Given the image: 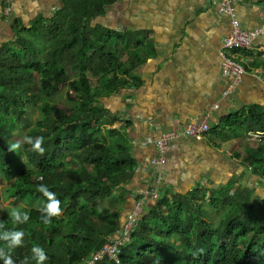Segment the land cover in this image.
I'll list each match as a JSON object with an SVG mask.
<instances>
[{
  "label": "trees",
  "instance_id": "1",
  "mask_svg": "<svg viewBox=\"0 0 264 264\" xmlns=\"http://www.w3.org/2000/svg\"><path fill=\"white\" fill-rule=\"evenodd\" d=\"M116 1L61 0L51 18L28 27L14 21L16 38L0 46V178L13 182L7 195L14 205L0 214V231L25 233L23 245L12 250L16 264H37L33 245L45 249L44 264H84L123 225L120 202L126 197L116 190L132 181L134 163L126 144L108 142L102 128L109 115L98 101L130 84L143 63V46L138 40L140 48L135 43L131 51L137 35L93 25ZM64 89L66 103L59 107L51 98ZM31 106L40 117L26 136L45 137L43 155L23 142L20 151L10 150L16 125L25 122ZM224 123L233 136L264 132V110L251 107ZM21 161L24 168L18 169ZM244 162L264 180V143L248 147ZM41 183L62 210L50 225L41 219L48 202L36 191ZM143 206L121 264H264V197L250 187L159 193ZM14 207L29 214L26 223H12L8 213ZM206 207L221 210L222 221L213 225Z\"/></svg>",
  "mask_w": 264,
  "mask_h": 264
},
{
  "label": "crops",
  "instance_id": "2",
  "mask_svg": "<svg viewBox=\"0 0 264 264\" xmlns=\"http://www.w3.org/2000/svg\"><path fill=\"white\" fill-rule=\"evenodd\" d=\"M213 1L117 0L93 22L137 35L131 51L140 48L138 40L143 46V63L133 71L130 84L98 101L109 115L102 128L108 142L126 144L135 168L132 181L116 190L117 196L126 197V203L120 202L122 224L135 202H155L159 193L187 196L231 184L255 190L262 180L244 162L248 147H257L246 139L249 132L233 136L224 122L251 107L264 110V0H237L242 28L263 33L252 49L230 51L247 74L229 96L223 95L220 50L231 28L230 18L219 14ZM12 5L13 19L6 20L0 0V46L16 38L14 21L17 27H28L62 8L61 0H12ZM204 116L211 130L203 139L182 136L169 144L163 155L166 165L149 164L158 157L154 140L160 134L180 131Z\"/></svg>",
  "mask_w": 264,
  "mask_h": 264
},
{
  "label": "built area",
  "instance_id": "3",
  "mask_svg": "<svg viewBox=\"0 0 264 264\" xmlns=\"http://www.w3.org/2000/svg\"><path fill=\"white\" fill-rule=\"evenodd\" d=\"M213 3L218 7L219 14L230 18L231 28L229 33L225 35L220 50L221 73L226 82L223 95L229 96L234 93L247 74L246 68L243 64L236 61L234 56L229 54L230 51L252 49L255 41L263 32L260 29L246 31L242 28L236 10L237 0H214ZM13 10L12 0H3L2 15L6 20L13 19ZM262 24L264 25V13L262 15ZM217 108L218 106L215 105L213 109ZM210 130L209 119L207 116H204L190 121L180 131L173 130L160 134L154 140V147L158 157L150 159L149 164L151 166L166 165L167 161L163 155L166 154L171 142L182 136L201 140ZM246 139L250 143L262 144L264 143V132H249L246 135ZM143 209V200L135 202L120 231L116 235L109 237L102 246V249L93 253L84 264H99L105 260L114 264H121L123 247L131 240L134 231L138 228Z\"/></svg>",
  "mask_w": 264,
  "mask_h": 264
},
{
  "label": "clouds",
  "instance_id": "4",
  "mask_svg": "<svg viewBox=\"0 0 264 264\" xmlns=\"http://www.w3.org/2000/svg\"><path fill=\"white\" fill-rule=\"evenodd\" d=\"M23 143L30 145L32 151L41 155L45 152V148L43 146L45 143L44 136H25L23 138ZM20 147L21 144L19 141L14 144H10L11 151H15ZM39 179L43 180L44 177L40 176ZM36 191L47 198L48 202L42 209L41 219L45 225H50L52 218L61 214L62 210L60 207V201L56 198L55 193L51 192L45 184H39L36 187ZM8 215L14 225L26 223L30 218L27 212L20 210L18 207L12 208ZM4 228L5 226L0 224V229ZM24 236L25 233L19 229L0 231V240L5 242L4 246H0V261H3V264H16V261L12 256V250L23 245ZM31 251L37 261V264H44V261L48 259L45 249L39 245H33Z\"/></svg>",
  "mask_w": 264,
  "mask_h": 264
},
{
  "label": "rangeland",
  "instance_id": "5",
  "mask_svg": "<svg viewBox=\"0 0 264 264\" xmlns=\"http://www.w3.org/2000/svg\"><path fill=\"white\" fill-rule=\"evenodd\" d=\"M115 12H112L111 15H113ZM67 90H60L56 95L52 96L51 100L52 103L58 105L59 107L61 104L66 103V92ZM40 117V111L39 109L31 106L29 107V110L27 112V117L25 122L20 123L18 126L16 125V130L14 134L12 135L11 139L14 143L20 142V144L23 142V138L26 136L28 130L33 128L36 123L38 122V119ZM13 124V120L11 121ZM257 145L256 143H252ZM21 148L18 149L20 151ZM65 159L70 162L71 159L69 157H65ZM18 169H23L24 164L23 161H21L18 166ZM250 173V172H249ZM250 175V174H249ZM13 183V182H12ZM11 182L6 181L3 178H0V214H6L7 213V208L13 207V203H11V198L7 195V190L12 186ZM256 184V181L253 182ZM256 189L253 190L256 194V197H264V180H258L257 185L255 186ZM206 192V190H203ZM113 199V198H112ZM112 202L111 200L107 201V204ZM24 202L18 203V206L23 205ZM206 215L210 219V222L213 225H217L220 221L223 219V212L221 210L215 211L209 207H206Z\"/></svg>",
  "mask_w": 264,
  "mask_h": 264
}]
</instances>
